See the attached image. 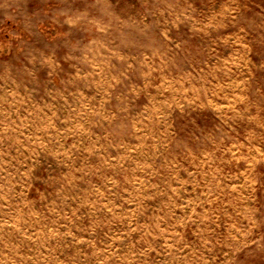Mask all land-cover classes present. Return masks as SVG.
<instances>
[{
    "label": "rangeland",
    "instance_id": "obj_1",
    "mask_svg": "<svg viewBox=\"0 0 264 264\" xmlns=\"http://www.w3.org/2000/svg\"><path fill=\"white\" fill-rule=\"evenodd\" d=\"M0 264H264V0H0Z\"/></svg>",
    "mask_w": 264,
    "mask_h": 264
}]
</instances>
